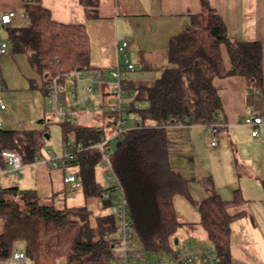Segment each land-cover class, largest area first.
Masks as SVG:
<instances>
[{
  "label": "trees",
  "instance_id": "1",
  "mask_svg": "<svg viewBox=\"0 0 264 264\" xmlns=\"http://www.w3.org/2000/svg\"><path fill=\"white\" fill-rule=\"evenodd\" d=\"M97 1L80 0L88 18L96 17ZM200 4L198 12L189 14L183 31L170 38L161 57L167 64L159 53H139L137 70H159V75L122 82V87L133 93L125 114L135 115L137 122L116 143L109 160L134 232L148 252L168 250L180 224L173 198L187 194L188 179L170 163L176 135L193 124L221 122L222 105L213 78L240 76L246 89L261 92L264 106L261 43L231 39L209 2L200 0ZM23 13L27 23L6 27V40L13 53L27 56L42 79V88L51 77L67 73L76 65L89 68L90 40L82 24L53 20L37 0L24 1ZM221 45L229 56L228 69L222 62ZM43 121L41 118L37 122ZM60 125L63 141L72 138L88 145L103 134L95 126ZM44 139L43 129L0 128V151L15 149L23 164L30 163ZM70 164L79 167L84 205L55 207L43 203L34 190L0 186V264L10 259L17 242L23 243L28 264H110L112 252L104 236L112 233L114 218L107 210L108 200L102 198L103 176L99 178L96 159L87 152L78 154ZM192 202L206 240L221 255V264H230V225L244 215L246 200L237 190L229 200L213 190ZM89 203L98 204L104 212L94 213Z\"/></svg>",
  "mask_w": 264,
  "mask_h": 264
},
{
  "label": "crops",
  "instance_id": "2",
  "mask_svg": "<svg viewBox=\"0 0 264 264\" xmlns=\"http://www.w3.org/2000/svg\"><path fill=\"white\" fill-rule=\"evenodd\" d=\"M24 1L26 0H0V12L16 13L11 25H18L16 18L20 10L23 12ZM37 1L49 10L53 20L66 24H82L85 27L90 40L89 67L93 69L106 72L117 66L121 62V55L116 45L120 41H127L126 57L135 67L128 73L127 78L157 77L159 70H137L139 53H159L158 57L161 58L170 38L182 32L189 23V14L201 9L200 0H98L96 17L88 18L80 0ZM207 1L220 16L231 39L261 43L264 77V0ZM8 26L0 30L5 31ZM2 40L7 41L6 34ZM9 50L8 44L7 52ZM7 52L0 55L3 65L10 61ZM220 54L225 69H228L230 60L222 45ZM16 56L20 63H25L29 72L27 77L34 79L26 84L33 110V118L22 124L26 125L45 115L47 103L42 79L38 82L40 75L32 69L26 55L29 65L24 56ZM130 56L133 59L130 60ZM162 61L167 64L165 59ZM0 80L6 87V80L2 76ZM212 83L222 105L220 121L223 125L218 135L224 132L213 146L216 156L213 183L221 198L232 199L234 191L237 190L240 197L246 200L243 206L244 215L234 219L230 225V264H264V126L259 127V135L253 137L251 129L242 123L243 117L250 111L256 110L264 114L262 94L258 89H246L240 76L214 77ZM5 112L6 106L0 109V128L15 129L5 117ZM23 127L18 130L29 129ZM228 143L234 145L235 153L232 148L228 149ZM222 154L225 158L221 157ZM65 174V169L53 166L38 154L33 162L23 164L19 175L11 171L1 174L0 186L16 185L20 189L34 190L43 203L53 205L57 197H63L64 205L67 200H73L76 190L80 189V185L65 184ZM15 248L22 249L23 243L17 242Z\"/></svg>",
  "mask_w": 264,
  "mask_h": 264
},
{
  "label": "built area",
  "instance_id": "3",
  "mask_svg": "<svg viewBox=\"0 0 264 264\" xmlns=\"http://www.w3.org/2000/svg\"><path fill=\"white\" fill-rule=\"evenodd\" d=\"M15 17V11L0 12V28L11 25ZM127 46V41L117 43L116 49L121 55V62L106 72L102 69L82 68L76 65L69 72L58 73L46 82L45 116L49 121L95 126L99 127L103 134L88 145L68 138L63 142L59 156L44 160L63 169L68 166L75 167L73 173H66L63 178L67 185H80L79 167L70 163L82 152L89 153L96 159V165L102 168L104 181L102 198L108 200L107 210L114 218L112 233L104 236L112 252L110 264H221V255L208 242L177 238L168 250L161 252H148L136 246L134 241L136 234L130 221L129 209L109 160L116 143L127 131L136 126H129L124 116L125 107L132 100L133 93L123 88L122 82L135 68L126 57ZM7 48V41L0 39V55H4ZM4 108L5 105L0 103V109ZM242 123L251 129L253 137H257L259 127L264 126V114L256 110L250 111L245 114ZM222 125L221 122L202 124L211 146L216 145V135ZM2 164L6 168L2 167ZM22 166L21 155L17 150L0 151V175L7 171L19 175ZM9 260L13 264L29 263L23 248H14Z\"/></svg>",
  "mask_w": 264,
  "mask_h": 264
},
{
  "label": "rangeland",
  "instance_id": "4",
  "mask_svg": "<svg viewBox=\"0 0 264 264\" xmlns=\"http://www.w3.org/2000/svg\"><path fill=\"white\" fill-rule=\"evenodd\" d=\"M17 23L24 25L27 20L23 16V12L20 10L17 14ZM5 31L0 30L1 40L5 38ZM10 49V47H9ZM9 62L7 64L2 63L0 56V76L6 81L4 84L0 83V103L6 106L5 117L11 122V126L15 129L24 128H38L43 129L44 134L48 135L45 137L42 143V147L39 150L40 158L47 159L56 157L61 154L63 146V133L62 126L59 122L49 121L48 118L43 114L42 123H37V119L31 123L25 124L33 117L32 110V99L30 97L29 90H26V84L33 82L32 79L27 77V68L25 63L22 64L16 58V55L22 57L25 55L22 53H13L11 49L7 52ZM13 54V55H12ZM130 60L133 59L131 56ZM27 62V59L25 57ZM27 65L28 62H27ZM37 79V78H36ZM41 80L39 78L38 82ZM46 111V109H45ZM127 124L134 126L137 122V117L133 114L124 115ZM4 117V118H5ZM5 118V119H6ZM23 121V122H20ZM220 129V128H219ZM224 132L220 135H216V139L222 137ZM175 151L170 158L171 166L179 171L181 176L188 179L187 183V194H177L173 198V210L177 220L180 222L179 227L175 232V237L179 240H190L195 242H208L205 234L199 224L200 217L196 206L193 201H200L210 194L213 190L216 192L213 183V165L216 162L215 150L208 142L206 132L202 125L193 124L188 127H184L179 135H176ZM228 149L233 150L235 153L234 145L227 144ZM50 151L51 153H48ZM230 155V151H228ZM222 158L223 154L221 155ZM22 169V168H21ZM21 169L19 172H21ZM97 174L100 179L102 168L97 166ZM75 167L68 166L65 168L66 173H73ZM104 183V181H102ZM86 203L81 189H77L75 198L73 200H67L66 204L70 205H84ZM63 205V197H57L54 203L55 207H61ZM93 209L94 213H103L100 210L98 204L89 203L88 205ZM107 211V210H106ZM136 246L141 247L137 236L134 238ZM62 263V262H61ZM4 264H13L10 260H7Z\"/></svg>",
  "mask_w": 264,
  "mask_h": 264
},
{
  "label": "water",
  "instance_id": "5",
  "mask_svg": "<svg viewBox=\"0 0 264 264\" xmlns=\"http://www.w3.org/2000/svg\"><path fill=\"white\" fill-rule=\"evenodd\" d=\"M46 138H48L47 134H44ZM177 238H174V241L176 242Z\"/></svg>",
  "mask_w": 264,
  "mask_h": 264
}]
</instances>
